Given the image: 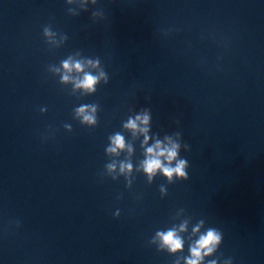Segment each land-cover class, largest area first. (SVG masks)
Listing matches in <instances>:
<instances>
[{"label":"water","instance_id":"1","mask_svg":"<svg viewBox=\"0 0 264 264\" xmlns=\"http://www.w3.org/2000/svg\"><path fill=\"white\" fill-rule=\"evenodd\" d=\"M146 110L141 147L124 125ZM165 137L187 180L144 173ZM210 227L201 264H264V0H0V264H185Z\"/></svg>","mask_w":264,"mask_h":264},{"label":"clouds","instance_id":"2","mask_svg":"<svg viewBox=\"0 0 264 264\" xmlns=\"http://www.w3.org/2000/svg\"><path fill=\"white\" fill-rule=\"evenodd\" d=\"M71 2V0H69ZM95 3V0H93ZM93 16L97 15V13H93ZM45 35H49V30L45 28ZM88 63L93 64L98 63L96 61L93 63L89 61ZM62 68L65 72L75 71L77 73L83 70V66L81 62H71V60H65L62 63ZM100 76L103 77L104 73L101 72ZM100 77L92 75L91 73H85L83 78L79 80L77 87L84 89L88 92L95 91L94 85L98 82ZM63 81L68 80V76L62 77ZM108 81L105 80V83ZM95 105H82L80 108L76 109V113L78 116L82 117L81 123L94 124L95 117L93 115L86 114L89 109L92 112H95ZM150 120V116L148 111H144L141 114L135 116L134 119L130 118L128 122L124 125L125 128L130 129L133 133L138 129L140 133L144 135V142L141 144V147H144V144H147L149 137L146 135L148 132V125ZM143 125V127H139ZM70 128V126H68ZM177 135H181L177 133ZM167 140V144L162 145L159 140H157L154 144L144 149V160L142 161V168L144 173L148 176L149 181H151L152 177L159 171L169 183L173 182V176L175 175L176 180H187L188 173L186 169L188 168L187 159L179 157V149L180 144L173 142L171 138L165 137ZM111 146L106 149L109 153H117L118 150H123L125 148V142L123 136L119 133L110 137ZM185 151L189 150V145L184 144ZM131 152V148L128 149ZM173 161H175V165L173 166ZM109 171L115 168L114 164L107 165ZM132 168L131 163H121L120 171L121 173L130 172ZM161 191H164L163 186H161ZM184 225L180 226V231H184ZM200 225L198 224L195 228H193V234L199 231ZM156 237L160 241V246L162 248H166L169 253H177L180 252L183 248V240L180 236L177 235L175 229H170L166 232H157ZM222 242V233L216 228H208L205 232L201 233L190 246H189V255L184 258L185 264H201V262H205V257H209L211 254L215 253ZM217 259L207 260V264H217ZM226 264H232L231 258L225 259Z\"/></svg>","mask_w":264,"mask_h":264}]
</instances>
